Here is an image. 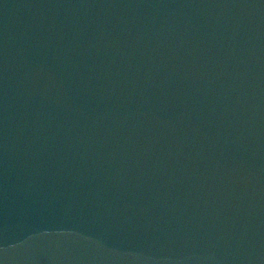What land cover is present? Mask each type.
Instances as JSON below:
<instances>
[{"label":"water","instance_id":"95a60500","mask_svg":"<svg viewBox=\"0 0 264 264\" xmlns=\"http://www.w3.org/2000/svg\"><path fill=\"white\" fill-rule=\"evenodd\" d=\"M0 264H264V0H0Z\"/></svg>","mask_w":264,"mask_h":264}]
</instances>
